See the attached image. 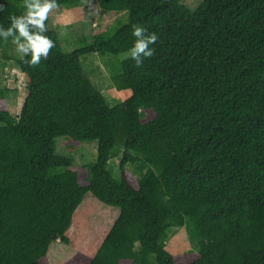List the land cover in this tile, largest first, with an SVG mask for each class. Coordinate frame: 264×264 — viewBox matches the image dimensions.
<instances>
[{"label": "trees", "instance_id": "trees-1", "mask_svg": "<svg viewBox=\"0 0 264 264\" xmlns=\"http://www.w3.org/2000/svg\"><path fill=\"white\" fill-rule=\"evenodd\" d=\"M89 1L128 23L68 53L50 12L48 57L16 60L28 81L19 116L0 87V264H46L53 242L70 245L89 193L120 214L94 256L63 264H264V0H201L195 10L183 0H57V8ZM24 11V0H0V25ZM137 26L157 35L155 51L139 66L123 61L112 82L131 94L112 106L81 57L129 53ZM11 43L0 40V50ZM5 67L0 59V77ZM58 138L67 156L57 154ZM94 142L97 160L83 177L74 154ZM120 156L117 178L111 161ZM173 227L198 239L195 250L168 251Z\"/></svg>", "mask_w": 264, "mask_h": 264}, {"label": "rangeland", "instance_id": "rangeland-1", "mask_svg": "<svg viewBox=\"0 0 264 264\" xmlns=\"http://www.w3.org/2000/svg\"><path fill=\"white\" fill-rule=\"evenodd\" d=\"M200 2L201 0H183L182 4L195 10ZM128 16L124 13L103 11L95 1H89L76 8L52 10L50 28L59 33L63 50L69 53L91 44L96 35L128 23ZM5 55L8 59H4ZM19 57L20 54L16 52L13 43L8 48L0 50V59L6 63L0 77V87L5 91V101L10 112L16 117L21 112L28 84L26 76L16 64ZM130 57V52L119 55L92 53L81 57L84 74L112 106L124 102L131 94L117 91L112 82L113 77L121 73L123 61ZM153 116V112L147 113V117ZM97 147V142L83 143L74 154V169L83 177L88 176V169L97 160ZM57 154L63 156L68 154L64 138L57 139ZM120 161L121 156L111 161L117 178H120L121 174ZM129 170L139 175L133 167ZM119 214L118 208L103 204L91 193L86 195L74 215L69 233L71 244L53 242L46 264H63L77 254L94 256ZM197 243L198 239L190 238L186 229L173 227L168 232L166 246L171 254L178 255L195 250Z\"/></svg>", "mask_w": 264, "mask_h": 264}, {"label": "clouds", "instance_id": "clouds-1", "mask_svg": "<svg viewBox=\"0 0 264 264\" xmlns=\"http://www.w3.org/2000/svg\"><path fill=\"white\" fill-rule=\"evenodd\" d=\"M58 7L57 0H24V13L10 16L8 27L0 25V40L11 42L21 59L30 56L31 65H38L42 58H47L50 49L55 46L52 39L44 33L47 31L45 24L49 13ZM143 27H135L133 35L137 38L130 49V56L139 66L142 57H151L155 51L154 45L158 37L155 33L145 35Z\"/></svg>", "mask_w": 264, "mask_h": 264}]
</instances>
